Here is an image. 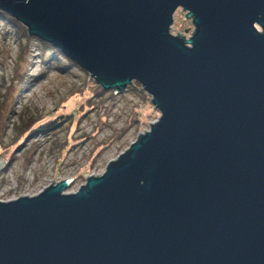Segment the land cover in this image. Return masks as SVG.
Masks as SVG:
<instances>
[{
    "label": "water",
    "instance_id": "obj_1",
    "mask_svg": "<svg viewBox=\"0 0 264 264\" xmlns=\"http://www.w3.org/2000/svg\"><path fill=\"white\" fill-rule=\"evenodd\" d=\"M178 8L190 36L171 32ZM157 120L91 174L0 200V264H264V0H0ZM5 160L0 161V172Z\"/></svg>",
    "mask_w": 264,
    "mask_h": 264
},
{
    "label": "rangeland",
    "instance_id": "obj_2",
    "mask_svg": "<svg viewBox=\"0 0 264 264\" xmlns=\"http://www.w3.org/2000/svg\"><path fill=\"white\" fill-rule=\"evenodd\" d=\"M185 14L177 9L172 33L190 35L194 26ZM20 28L0 18L4 201L34 195L53 180L66 178H73L66 192L77 191L87 176L101 174L160 116L139 83L115 93L104 90L77 64L58 69L68 59L28 32L27 38Z\"/></svg>",
    "mask_w": 264,
    "mask_h": 264
},
{
    "label": "trees",
    "instance_id": "obj_3",
    "mask_svg": "<svg viewBox=\"0 0 264 264\" xmlns=\"http://www.w3.org/2000/svg\"><path fill=\"white\" fill-rule=\"evenodd\" d=\"M0 18L1 19H3V20H5V22L6 23H12V24H15L17 27H21L23 30H22V32L25 34V36L27 37V38H29V36L27 35V32H26V30H25V28H23L22 26H21V23L19 22V21H17L16 19H14L12 16H10L9 14H7V13H5V12H3V11H0ZM20 28V29H21ZM47 45V44H46ZM48 47H51V46H49V45H47ZM52 48V50H54L55 51V53H57V54H59V55H62V56H64L66 59H68V61H69V63L67 64V65H59L58 66V69L60 68V69H62V68H66L69 64L70 65H75L76 63L75 62H73L70 58H68L66 55H64L63 53H61L59 50H57L56 48H53V47H51ZM101 92H102V90H100ZM36 121V120H35ZM35 121H33L31 124H29V127L25 130V131H27V130H29L30 129V127L32 126V124L35 122ZM51 122V121H50Z\"/></svg>",
    "mask_w": 264,
    "mask_h": 264
},
{
    "label": "built area",
    "instance_id": "obj_4",
    "mask_svg": "<svg viewBox=\"0 0 264 264\" xmlns=\"http://www.w3.org/2000/svg\"><path fill=\"white\" fill-rule=\"evenodd\" d=\"M190 36V35H189ZM188 37V36H187Z\"/></svg>",
    "mask_w": 264,
    "mask_h": 264
}]
</instances>
